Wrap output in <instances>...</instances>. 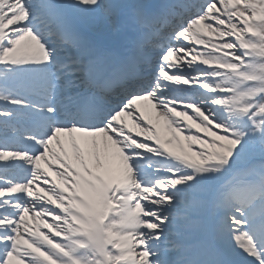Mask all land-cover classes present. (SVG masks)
I'll use <instances>...</instances> for the list:
<instances>
[{
	"label": "snow or ice",
	"instance_id": "obj_1",
	"mask_svg": "<svg viewBox=\"0 0 264 264\" xmlns=\"http://www.w3.org/2000/svg\"><path fill=\"white\" fill-rule=\"evenodd\" d=\"M0 264H264V0H0Z\"/></svg>",
	"mask_w": 264,
	"mask_h": 264
}]
</instances>
